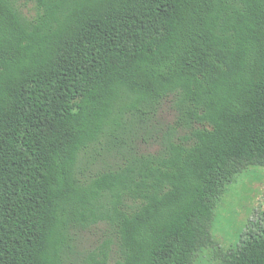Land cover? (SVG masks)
<instances>
[{
	"label": "trees",
	"instance_id": "1",
	"mask_svg": "<svg viewBox=\"0 0 264 264\" xmlns=\"http://www.w3.org/2000/svg\"><path fill=\"white\" fill-rule=\"evenodd\" d=\"M166 102L174 123L154 137ZM91 150L121 161L87 175ZM250 167L264 0H0V264H197ZM102 224L80 255L76 234ZM223 264H264V224Z\"/></svg>",
	"mask_w": 264,
	"mask_h": 264
},
{
	"label": "rangeland",
	"instance_id": "2",
	"mask_svg": "<svg viewBox=\"0 0 264 264\" xmlns=\"http://www.w3.org/2000/svg\"><path fill=\"white\" fill-rule=\"evenodd\" d=\"M34 13L32 7L26 9ZM175 114L170 102H166L163 109L153 123L155 132L153 136L161 135L174 123ZM141 153H156L160 150L159 144L154 142L136 143ZM83 155L80 167L85 169L87 175L103 171L118 164L121 159L116 155L103 152L102 155L90 159V155ZM90 159V162H88ZM263 218V219H262ZM256 222L264 224V167H250L240 174L236 181L228 186V191L216 209L213 235L215 246L200 254L197 264H223V258L229 251L240 247L244 234ZM111 235L108 225H99L76 234L79 254L95 249ZM118 247H114L113 258H119ZM76 262L77 259H74Z\"/></svg>",
	"mask_w": 264,
	"mask_h": 264
}]
</instances>
